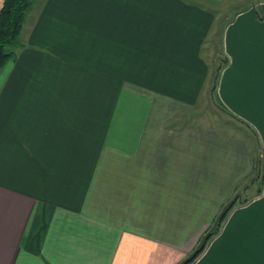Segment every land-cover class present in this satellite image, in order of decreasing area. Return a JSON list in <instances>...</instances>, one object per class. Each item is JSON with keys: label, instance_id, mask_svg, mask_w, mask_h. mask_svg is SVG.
I'll list each match as a JSON object with an SVG mask.
<instances>
[{"label": "crops", "instance_id": "crops-1", "mask_svg": "<svg viewBox=\"0 0 264 264\" xmlns=\"http://www.w3.org/2000/svg\"><path fill=\"white\" fill-rule=\"evenodd\" d=\"M233 1L29 0L0 67V264H179L235 194L188 264H264V0Z\"/></svg>", "mask_w": 264, "mask_h": 264}, {"label": "trees", "instance_id": "trees-1", "mask_svg": "<svg viewBox=\"0 0 264 264\" xmlns=\"http://www.w3.org/2000/svg\"><path fill=\"white\" fill-rule=\"evenodd\" d=\"M0 67L12 55L10 49L21 28L24 13L29 5V0H0ZM218 68V67H217ZM216 68V70H217ZM215 70V71H216ZM216 73V72H215ZM235 194L221 209L212 225L206 230L195 250L179 264H188L201 251L204 242L217 230L224 214L234 204Z\"/></svg>", "mask_w": 264, "mask_h": 264}, {"label": "rangeland", "instance_id": "rangeland-1", "mask_svg": "<svg viewBox=\"0 0 264 264\" xmlns=\"http://www.w3.org/2000/svg\"><path fill=\"white\" fill-rule=\"evenodd\" d=\"M35 1L33 0V3ZM240 1L243 2L244 0L233 1L232 3L229 4V6H230L229 8L233 9L236 4L240 3ZM31 3H32V1H30V4ZM224 16L225 15H221V18H223ZM215 33L217 34V29L215 30ZM212 41L214 43H212ZM207 49L210 50V55L212 57H214V59H215L214 60V66H217L219 59L220 60L222 59V53L219 52L218 41H217L216 37H215V39H212V36L210 37V40L207 43ZM201 112H203L204 117H210L208 120L219 125L221 129L225 130L229 134H233V133H235V131L238 132V134H243V133L245 134V132H246V130L244 129V126L242 124L233 120L223 110L218 109L216 107L213 108L211 101H209L207 98L205 100L204 109L201 110ZM210 114H211V116H210ZM247 133H248V136L250 137V140L253 141L254 139L251 138V134L248 130H247ZM252 144L255 147L254 142ZM255 149H256V151H255ZM255 167L259 173H262V174L264 173V152H261L260 148H258V147L254 148V168Z\"/></svg>", "mask_w": 264, "mask_h": 264}]
</instances>
